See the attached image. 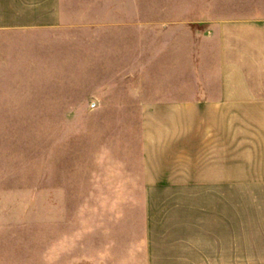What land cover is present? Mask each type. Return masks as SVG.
Segmentation results:
<instances>
[{"label": "rangeland", "instance_id": "obj_1", "mask_svg": "<svg viewBox=\"0 0 264 264\" xmlns=\"http://www.w3.org/2000/svg\"><path fill=\"white\" fill-rule=\"evenodd\" d=\"M0 44V264H203V121L178 101L236 79L229 26L264 0H79ZM196 117H192L195 123Z\"/></svg>", "mask_w": 264, "mask_h": 264}, {"label": "crops", "instance_id": "obj_2", "mask_svg": "<svg viewBox=\"0 0 264 264\" xmlns=\"http://www.w3.org/2000/svg\"><path fill=\"white\" fill-rule=\"evenodd\" d=\"M76 1L0 0V44L52 33ZM236 26L224 57L239 78L208 80L203 96L176 106L192 127L203 121V174L180 181L204 185L203 226L192 238L203 259L194 263L264 264V23Z\"/></svg>", "mask_w": 264, "mask_h": 264}]
</instances>
